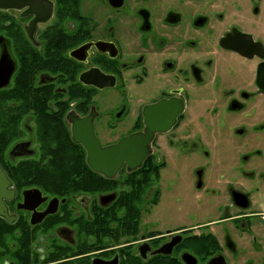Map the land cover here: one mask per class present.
<instances>
[{
    "label": "flooded vegetation",
    "instance_id": "1",
    "mask_svg": "<svg viewBox=\"0 0 264 264\" xmlns=\"http://www.w3.org/2000/svg\"><path fill=\"white\" fill-rule=\"evenodd\" d=\"M0 65V264H264V0H0Z\"/></svg>",
    "mask_w": 264,
    "mask_h": 264
},
{
    "label": "water",
    "instance_id": "2",
    "mask_svg": "<svg viewBox=\"0 0 264 264\" xmlns=\"http://www.w3.org/2000/svg\"><path fill=\"white\" fill-rule=\"evenodd\" d=\"M3 9H7L3 7ZM1 69V65H0ZM3 70V67H2ZM156 129L150 127L148 129V134H135L130 137H127L120 141L117 145L110 148L109 150L99 151L101 153V157L117 160L120 164L125 160L131 161H141L145 158L146 154L150 151V143L154 136ZM103 153V154H102ZM90 160H94L97 158L96 151H89ZM118 168V166H117ZM136 168V167H131Z\"/></svg>",
    "mask_w": 264,
    "mask_h": 264
}]
</instances>
